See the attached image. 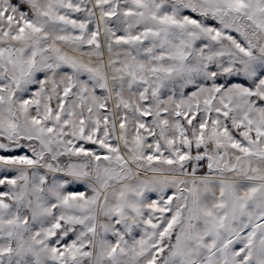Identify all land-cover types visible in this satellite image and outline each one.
Returning a JSON list of instances; mask_svg holds the SVG:
<instances>
[{"label": "snow or ice", "instance_id": "6c2138e0", "mask_svg": "<svg viewBox=\"0 0 264 264\" xmlns=\"http://www.w3.org/2000/svg\"><path fill=\"white\" fill-rule=\"evenodd\" d=\"M0 264H264V0H0Z\"/></svg>", "mask_w": 264, "mask_h": 264}]
</instances>
